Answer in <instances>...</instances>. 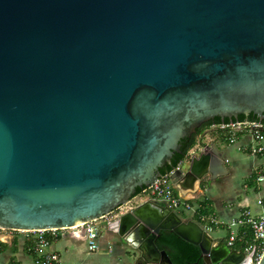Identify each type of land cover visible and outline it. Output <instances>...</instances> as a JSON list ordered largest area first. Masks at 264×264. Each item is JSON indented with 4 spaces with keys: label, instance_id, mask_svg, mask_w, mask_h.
<instances>
[{
    "label": "water",
    "instance_id": "95a60500",
    "mask_svg": "<svg viewBox=\"0 0 264 264\" xmlns=\"http://www.w3.org/2000/svg\"><path fill=\"white\" fill-rule=\"evenodd\" d=\"M249 114L264 120V0H0V228L95 221L203 124H261L236 121ZM226 173L203 145L170 180L184 195ZM102 230L136 261L172 264L155 245L171 231L204 264H252L150 201Z\"/></svg>",
    "mask_w": 264,
    "mask_h": 264
},
{
    "label": "crops",
    "instance_id": "0c3cea01",
    "mask_svg": "<svg viewBox=\"0 0 264 264\" xmlns=\"http://www.w3.org/2000/svg\"><path fill=\"white\" fill-rule=\"evenodd\" d=\"M199 143L203 145L213 144L217 148L222 156L227 173L215 180H208V177H206L194 192L187 191L182 195L175 190L176 194L191 206V209L186 213L189 215L188 220L182 219L180 216L177 217L184 222L193 221L196 223L213 240L214 244H225L228 238L227 225L233 219H236L244 209H248L254 215H260L264 212V180L258 185L252 182L257 170L264 174V158L252 157L242 150V147L248 143L245 136L239 137L233 145H224L225 138L223 134L217 132L212 125L206 127L198 135L196 144ZM230 150L234 151L237 156L239 155L246 159L251 158L253 160L241 185H238V182L234 185L235 182L232 179L235 176L234 172H236L237 166L231 170L226 167L230 164V159L227 156V152ZM199 152L200 151L196 150L194 154L188 158V161H186V164H188L185 169H183L182 165L181 169L183 171L188 168L190 160L194 156H197ZM225 160H227V162H225ZM240 162H242V160L238 158L236 163L239 164ZM204 181L211 182L207 185L203 183ZM253 197L255 198V202L252 200ZM258 201H260L261 204H258ZM150 202L162 205L156 201L151 200ZM175 214L178 215L177 213ZM182 214L184 215V213ZM211 220L216 222V224L210 223ZM102 231L101 229V233ZM216 231H224L226 233L225 237H213L210 235V232L213 233ZM101 233L98 240L99 249L96 252H88L84 234L81 230H67L62 232L58 239L51 243L50 250L56 252L60 256L61 264H99L94 263L93 259L89 257L92 254L97 256H108L113 252V246H118L119 243L111 237L116 236L120 239L115 232H105L104 235H101ZM9 242L8 244H4L0 250V253L7 252V264H34L32 258L27 253V243L21 238L13 240L12 242L9 240ZM105 246H107V248ZM108 264L119 263L111 259ZM135 264L151 263H145L141 260L135 261Z\"/></svg>",
    "mask_w": 264,
    "mask_h": 264
},
{
    "label": "built area",
    "instance_id": "2783aa9c",
    "mask_svg": "<svg viewBox=\"0 0 264 264\" xmlns=\"http://www.w3.org/2000/svg\"><path fill=\"white\" fill-rule=\"evenodd\" d=\"M212 127L223 134L224 145H233L239 137H246L248 143L242 147L252 157L264 158V132L262 124L256 122H238L230 124H212ZM203 144H194L183 159L169 172L163 174L154 184L143 189L130 199L126 204L118 206L112 212L89 223L80 224L70 229L46 230V231H21L15 229L0 228V250L4 244L21 238L27 243V253L34 264H61L60 256L50 250L51 243L58 239L62 232L67 230H81L84 234L88 252H96L99 249L98 240L102 226L118 219L120 216L130 212L135 207L146 201H157L172 212L189 211L191 206L179 197L171 183V175L181 170L183 162L194 152L201 151ZM223 147V146H222ZM241 150V149H240ZM227 162V160H225ZM264 180V174L256 171L252 182L260 184ZM258 204H261L258 201ZM210 223H215L213 220ZM228 238L226 246L232 250L242 251L244 255L253 252L252 264H258L264 253V212L260 215L252 214L244 209L240 215L233 219L228 225Z\"/></svg>",
    "mask_w": 264,
    "mask_h": 264
},
{
    "label": "trees",
    "instance_id": "16d2710c",
    "mask_svg": "<svg viewBox=\"0 0 264 264\" xmlns=\"http://www.w3.org/2000/svg\"><path fill=\"white\" fill-rule=\"evenodd\" d=\"M258 121L262 124L264 129V120L259 121L257 118L249 114L248 116L239 115L236 121ZM229 122L227 119H224V123ZM220 123L218 118L211 120L203 124L197 131L183 138L180 142V153L174 154L171 158L169 165H166L160 169L161 174H165L172 170L177 164L183 159L186 153L194 146L196 143V137L208 126L212 124ZM141 190L137 189L136 194ZM155 245L159 250H164L168 257L170 258L172 264H204L201 258L200 250L196 246H192L179 237H177L171 231H160L158 238L155 240Z\"/></svg>",
    "mask_w": 264,
    "mask_h": 264
},
{
    "label": "rangeland",
    "instance_id": "374dc122",
    "mask_svg": "<svg viewBox=\"0 0 264 264\" xmlns=\"http://www.w3.org/2000/svg\"><path fill=\"white\" fill-rule=\"evenodd\" d=\"M197 153V152H196ZM227 156L230 159V164L227 167V169H234L235 166L236 167V172H234V177L232 178L233 181L235 182L234 185H236V183L238 182V185H241L243 182V178L246 175L247 170L250 168L253 160L251 158H244L241 156H237V154L230 150L227 152ZM241 159L242 162H240L239 164L236 163L237 159ZM188 164V163H187ZM186 162H183V169H185L187 167ZM211 181H204V184L209 185ZM254 197L252 198V200L254 201ZM157 202V201H156ZM255 202V201H254ZM159 203V202H158ZM194 203V202H193ZM188 211H184L182 212L180 211H176L174 213H177V216H180V218L188 220L189 215L186 214ZM184 213V215L182 214ZM105 232L104 230L102 231L101 235H104ZM210 235L213 237H225L226 233L224 231H216L211 233ZM113 240L118 241V246H113V252L111 254H109L108 256H97L92 254L89 258H92L94 263H99V264H108V262L111 259H114L115 261H117L119 264H135L136 258H137V254L135 253V251L133 249H131L129 246H127L123 241H121L118 237L116 236H112L111 237ZM107 248V246H105ZM7 252H2L0 253V264H7ZM92 264V263H91Z\"/></svg>",
    "mask_w": 264,
    "mask_h": 264
},
{
    "label": "flooded vegetation",
    "instance_id": "af4514ba",
    "mask_svg": "<svg viewBox=\"0 0 264 264\" xmlns=\"http://www.w3.org/2000/svg\"><path fill=\"white\" fill-rule=\"evenodd\" d=\"M238 118V117H237ZM214 120V119H213Z\"/></svg>",
    "mask_w": 264,
    "mask_h": 264
}]
</instances>
